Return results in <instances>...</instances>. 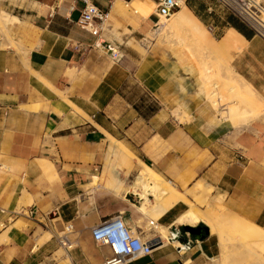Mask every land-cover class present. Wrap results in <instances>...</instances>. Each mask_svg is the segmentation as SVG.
<instances>
[{
	"label": "crops",
	"instance_id": "obj_1",
	"mask_svg": "<svg viewBox=\"0 0 264 264\" xmlns=\"http://www.w3.org/2000/svg\"><path fill=\"white\" fill-rule=\"evenodd\" d=\"M89 1L110 13L117 0ZM184 5L218 43L234 33L238 48L224 50L228 69L264 102V41L242 24L245 33H239L216 10L210 14L208 0ZM82 6L77 0H0V264H46L61 237L70 264H102L110 250L94 244L92 228L115 217L134 228L139 215L137 197L115 196L106 180L117 174L131 182L138 161L182 186L196 177L206 181L227 210L264 230V109L235 128L205 102L195 64L179 60L176 47L152 42L141 57L128 46L154 25V12L138 25L124 6L127 16L115 19L126 29L114 31L113 21L92 34L76 24ZM104 44L117 49V61ZM144 99L155 105L147 113ZM107 135L131 152L132 168L114 163ZM93 176L101 181L95 189ZM151 221L169 228L172 211L134 228L147 242L156 236L153 228L143 229ZM67 226L72 231L59 236ZM170 231L187 240L184 252L159 241L151 255L130 264H214L219 256L216 238L197 241Z\"/></svg>",
	"mask_w": 264,
	"mask_h": 264
},
{
	"label": "bare ground",
	"instance_id": "obj_2",
	"mask_svg": "<svg viewBox=\"0 0 264 264\" xmlns=\"http://www.w3.org/2000/svg\"><path fill=\"white\" fill-rule=\"evenodd\" d=\"M124 6L131 8L138 25L146 22L150 13L155 11V5L151 0H133L127 5L121 0H117L113 10L108 14V21L111 23L115 21L114 31L119 28L126 29L122 23L116 22L115 19L116 15L127 16L123 9ZM260 22L264 24L263 16L260 17ZM234 36V33L229 32L218 43L186 9L184 0H182L180 11L173 14L169 20L161 19L156 24V30L148 33L146 40L138 44L131 41L129 44H132L135 47L132 49L143 57L151 41L156 38L172 42V48L178 49L179 60L181 57L188 58L195 64L199 82L205 92V102L210 105L221 120L230 122L235 128H240L261 116L264 102H260L253 89L243 80H239V76L234 77L232 71L227 67L224 68L228 77H220V70L223 67L215 56H221L226 49L235 50L238 48L239 43L236 42ZM211 55L214 56V59H211ZM174 115L177 119H181L177 113ZM107 138L111 143L110 154L113 157L124 158L127 161L132 157L131 152L122 143L113 140L108 135ZM39 166L43 170H51V165L46 161H40ZM99 179L98 176H93L92 185ZM106 182V189L115 196H120L121 193L123 195L130 194L139 200L140 205L136 208L139 215L132 222L136 230L139 229L140 223L147 218L152 217L157 221L165 213L175 210L179 205L186 207V210L174 219L169 228L158 224L153 226V230L157 233L154 239L160 241L162 246L171 244L184 252L187 248L186 245L176 241L177 234L170 231L171 228H194L203 224L208 228L209 235L217 239L218 250L223 256L233 253V258L238 259L244 251V257H257L252 248L255 243L264 249V230L227 210L221 196L210 195L211 186L207 183H198L192 189L181 193L175 183L165 180L153 168L141 161H138V169L131 182L122 181L117 174L110 176ZM149 197L152 198V201ZM198 208H203L204 211H200ZM17 224L15 227L18 226ZM5 236L6 233H3L2 238L5 239ZM50 238V236H46V241ZM1 240L3 239H0V242ZM142 241L144 240L142 239ZM41 243L42 240L38 241V246ZM65 264L69 263L65 261Z\"/></svg>",
	"mask_w": 264,
	"mask_h": 264
},
{
	"label": "built area",
	"instance_id": "obj_3",
	"mask_svg": "<svg viewBox=\"0 0 264 264\" xmlns=\"http://www.w3.org/2000/svg\"><path fill=\"white\" fill-rule=\"evenodd\" d=\"M77 1L81 2L83 6L79 12L76 24L92 34L101 32L108 21L109 13L98 9L89 0ZM154 1L156 22L152 28L156 30V24L161 19L169 20L179 9L182 0ZM212 2L213 5L208 7L210 14H213L216 10L226 18L231 17L264 41V24L260 22V17H264V8L259 0H212ZM209 31L211 32L210 28ZM97 47L100 48L101 46L97 45ZM102 50L109 54V58L112 61L119 59V53L112 45L104 44ZM0 213H5V210L0 209ZM23 213L22 211V215L26 214ZM27 213L32 214L33 210L30 209ZM153 226V221L148 223L150 229ZM0 228H4L3 224L0 225ZM72 229V226L65 227L64 236L69 234ZM91 238L97 246H106L110 250V257L102 264H130L137 258L151 255L154 248L158 246L157 240L142 241L141 233H137L121 217L111 218L92 228ZM59 245L66 247L65 237L59 238Z\"/></svg>",
	"mask_w": 264,
	"mask_h": 264
},
{
	"label": "rangeland",
	"instance_id": "obj_4",
	"mask_svg": "<svg viewBox=\"0 0 264 264\" xmlns=\"http://www.w3.org/2000/svg\"><path fill=\"white\" fill-rule=\"evenodd\" d=\"M209 3H212L213 5V2L212 0H208ZM211 5V6H212ZM210 6V5H209ZM154 12V11H153ZM153 20V18H152ZM153 21L156 22V20L154 19ZM110 25V22L107 21L106 25H105V29H107ZM153 26L150 25V27H148V30L146 32V34L148 35V33L150 34V32L152 33V31H154L155 29L152 28ZM208 31H209V27L206 28ZM209 33L212 35V37L217 40L216 38V35L214 36V33L213 32H210ZM143 35L142 37H140L139 40H136V42L134 41V43L138 44L140 43L141 41L143 40H146L147 39V35ZM150 38V37H148ZM152 42H155L157 44H162V45H172L173 43L170 42L169 40H159L158 38H156L155 40L151 41ZM128 46L132 49L133 45L132 44H129L128 43ZM133 49H135V47H133ZM136 50H137V47H136ZM137 53V51H135ZM138 54V53H137ZM139 55V54H138ZM140 56V55H139ZM211 59H214V56H210ZM216 57V60L218 61L219 64H221V66L223 67L221 70H220V77L221 78H227L228 77V74H226V69L224 67H227V55L225 53L221 54V56H215ZM134 96H140V91H137L136 89H133L132 88V91ZM145 101V104H144V108L143 110L147 113V111H151L153 108H155L154 106V103L151 101V100H147V99H144ZM133 160V157H130V159L127 161L125 160L124 158L117 161L116 158H114V163L115 162H121V166L120 167H124V168H129L131 167L132 168V164H131V161ZM116 164V163H115ZM135 173L132 174L131 176V181L134 179L135 177ZM163 177V176H162ZM165 180H168L166 179L165 177H163ZM170 180V179H169ZM100 180H98V182H96L95 184L92 185L91 188L95 189L99 184H100ZM173 183H175V185L177 186L179 192L181 193H185L186 191L192 189L196 184L198 183H205L206 181H203L202 179L200 178H194L193 180H191L188 184H185V185H179L178 182L176 181H172ZM207 183V182H206ZM208 184V183H207ZM210 195H217V193L214 192V190L212 189L211 187V192H210ZM149 199L152 201V198L149 197ZM189 200H191L189 198ZM137 207L140 205V202L137 200L136 204H135ZM200 211H204L203 208H198ZM186 210V207L182 206V205H179L177 208H175L174 211H172V215H173V221L174 219H176L181 213H183L184 211ZM149 220H154L152 217L148 218ZM155 221V220H154ZM197 226H203L205 227V225L203 224H199ZM196 226V227H197ZM183 227H177V231L182 235L183 234V230H182ZM143 229L145 231H148L149 227H148V223L145 225V227H143ZM176 229V228H175ZM208 229V228H207ZM155 234L156 231H154ZM141 233V232H139ZM64 234H59V236H64ZM188 238L192 239L193 237H191L188 233L186 234ZM252 248L253 250L255 251L257 257H244V251L241 249V251H243V254L240 258L238 259H234L233 258V253H228L226 254L225 256L221 255L220 252L218 251V257L215 259L214 261V264H264V249L260 247V245L258 244H253L252 245ZM57 250L49 257V259L46 261V264H65V261H67L69 264H70V260L68 259L66 253H65V248L64 247H61L60 245L57 246L56 248ZM230 251H232L230 249Z\"/></svg>",
	"mask_w": 264,
	"mask_h": 264
},
{
	"label": "water",
	"instance_id": "obj_5",
	"mask_svg": "<svg viewBox=\"0 0 264 264\" xmlns=\"http://www.w3.org/2000/svg\"><path fill=\"white\" fill-rule=\"evenodd\" d=\"M183 232L185 234H189L191 237L195 238L197 241H201L203 240L204 238L201 236V231H200V228L198 227H194V228H190V227H183L182 228ZM204 235H209V231L207 229V227H204ZM176 240L182 244V245H186L187 244V240L186 239H183L181 237L179 238H176ZM158 244H159V241H157Z\"/></svg>",
	"mask_w": 264,
	"mask_h": 264
},
{
	"label": "trees",
	"instance_id": "obj_6",
	"mask_svg": "<svg viewBox=\"0 0 264 264\" xmlns=\"http://www.w3.org/2000/svg\"><path fill=\"white\" fill-rule=\"evenodd\" d=\"M227 21L228 23L231 25V27H233L235 30H237L239 33L243 34L245 33V28L242 27V25L240 23H238L237 21H235L233 18L231 17H227Z\"/></svg>",
	"mask_w": 264,
	"mask_h": 264
},
{
	"label": "flooded vegetation",
	"instance_id": "obj_7",
	"mask_svg": "<svg viewBox=\"0 0 264 264\" xmlns=\"http://www.w3.org/2000/svg\"><path fill=\"white\" fill-rule=\"evenodd\" d=\"M198 228H200V231H201V236L204 237V227L203 226H197ZM183 235H186L184 232H183Z\"/></svg>",
	"mask_w": 264,
	"mask_h": 264
}]
</instances>
